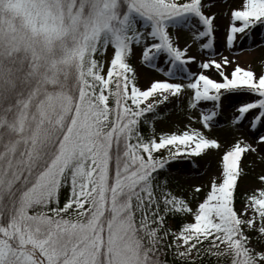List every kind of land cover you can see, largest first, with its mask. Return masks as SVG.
<instances>
[{"label":"snow or ice","instance_id":"snow-or-ice-1","mask_svg":"<svg viewBox=\"0 0 264 264\" xmlns=\"http://www.w3.org/2000/svg\"><path fill=\"white\" fill-rule=\"evenodd\" d=\"M13 5L22 7L34 32L69 39L73 56H87L83 112L77 109L84 135L75 146L65 136L50 162L27 179L0 176V264H168L164 247L185 264L194 251L212 247L216 255L230 252L231 264H264V248L256 247L264 243V68L257 72L217 51L225 5L0 0V12ZM226 6L229 49L238 34L264 28V0ZM109 46L105 73L95 55ZM143 68L159 75L141 84ZM234 93L249 98L234 108L223 137L215 135L223 102ZM169 106L186 123L157 132L155 121L166 118ZM213 153L219 167L191 188V199L173 190L164 175L172 162ZM176 214L188 219L173 230L166 219ZM127 237L134 243L125 252L120 242Z\"/></svg>","mask_w":264,"mask_h":264},{"label":"trees","instance_id":"trees-1","mask_svg":"<svg viewBox=\"0 0 264 264\" xmlns=\"http://www.w3.org/2000/svg\"><path fill=\"white\" fill-rule=\"evenodd\" d=\"M2 12L8 15L15 12L16 21L26 24L30 41L28 45L20 46L0 42V176L11 172L17 179L20 174L27 179L28 171L35 174L50 162L65 136L78 143L84 135L83 117L77 109L83 112L81 69L87 65V56H73L69 39L34 32L21 6L13 5ZM101 57L102 52L98 51L95 58L102 63ZM58 93L71 97L73 105L62 120L53 123L44 118L42 108L49 96ZM141 130L147 133L149 126L142 124ZM23 183L22 180L21 187ZM68 191L67 185L61 188V205L67 199ZM239 195L243 197V192ZM242 203V199L237 200V206ZM185 219L188 217L181 214L169 216L166 225L173 229V224V230H178ZM128 240L131 248L134 241L131 237ZM166 240L170 242L171 237ZM208 247L209 243L205 241L204 248ZM256 247L264 248V243H256ZM162 251L161 258L168 264H185L174 257L172 249L164 247ZM216 251L211 248L207 253H195L194 259L187 264H231L230 252L222 256L214 254Z\"/></svg>","mask_w":264,"mask_h":264},{"label":"rangeland","instance_id":"rangeland-1","mask_svg":"<svg viewBox=\"0 0 264 264\" xmlns=\"http://www.w3.org/2000/svg\"><path fill=\"white\" fill-rule=\"evenodd\" d=\"M220 3L224 4L225 6L223 8V14L220 20L217 51L220 55L229 56L230 59L235 57L241 66L247 67L250 65L253 70L260 72L262 68H264V28H254L248 35L238 34L234 46L229 49L224 42L225 29L227 25L226 13L228 11L226 5L238 4L239 0H220ZM9 13L10 15L5 12L0 13V42H5L10 45H15V43H17L19 46L23 44L28 45L30 41V33L26 28V24L16 21L15 12ZM26 34L27 37H25ZM197 50L199 51V49ZM112 51L113 49L111 46L102 51L101 60L104 65L105 73L110 63ZM202 54L205 56L210 55L208 50H203ZM131 62L134 66H137L139 64V56H134ZM143 72L144 77L140 80L141 84L146 83L149 75H159L158 73H154L153 70L147 68H143ZM248 98L249 97L247 94H230L229 98L223 102L221 114L216 118L217 126L212 130V133L223 137L226 125L232 117L234 108L238 106L240 102L246 101ZM72 105L73 102L71 97L66 94L58 93V95L49 96L44 101L42 113L46 120H51L53 123H57L63 119ZM208 107H211V102L208 103ZM172 123L179 124V126L182 128L186 121H184L183 116L179 113L178 109H173L171 106H169L166 118L157 119L155 121L156 131L160 132L161 129L165 131L175 130L171 126ZM194 126L198 127L199 125ZM76 139L78 140L79 138ZM69 141L71 145L75 146L77 144V141L75 142L73 139H69ZM73 142H75V144H73ZM165 151L166 150L164 149L160 150L162 153H165ZM218 167L219 160L215 153H213L212 155L189 157L180 161H174L172 162V166L167 168V170L164 172V175L169 178L170 186L173 188V190L182 191L184 195L191 199V188L201 182L207 183L209 176L213 174ZM202 195L203 189L201 190V193L196 194V199L192 200L193 205L198 202L200 196ZM241 206L242 205H238L237 207ZM171 226L173 229H175L173 224H171ZM120 243L122 250L128 252L130 249V241L128 240V237L122 240ZM221 247L223 246L221 245ZM212 250L216 251L217 249L212 247ZM193 257H195V251L193 252Z\"/></svg>","mask_w":264,"mask_h":264}]
</instances>
